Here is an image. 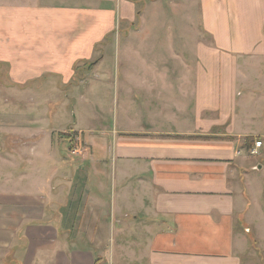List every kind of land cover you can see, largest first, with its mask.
I'll return each instance as SVG.
<instances>
[{
    "label": "crops",
    "instance_id": "0c3cea01",
    "mask_svg": "<svg viewBox=\"0 0 264 264\" xmlns=\"http://www.w3.org/2000/svg\"><path fill=\"white\" fill-rule=\"evenodd\" d=\"M165 1L184 24L197 20L213 43L206 51L224 57L196 61L194 86L184 77L168 93L161 91L160 60L117 61L136 86L121 94L141 101L138 119L95 137L75 123L72 132L84 134L86 148L70 171L51 141L44 143L42 166L20 178L9 193L11 214L0 220V230L9 225L8 241L0 242L9 244L15 264H114L113 255H126L135 239L137 264H264V256H242L240 224L254 217L241 182L256 192L260 179L251 175H264V107L254 105L264 94V0ZM145 3L0 0V14L16 25L6 31L7 46L19 54L4 60L21 80L60 75L66 83L101 37L120 22L144 19L138 6ZM203 68L217 71L211 78ZM256 141L262 146L250 156Z\"/></svg>",
    "mask_w": 264,
    "mask_h": 264
},
{
    "label": "rangeland",
    "instance_id": "374dc122",
    "mask_svg": "<svg viewBox=\"0 0 264 264\" xmlns=\"http://www.w3.org/2000/svg\"><path fill=\"white\" fill-rule=\"evenodd\" d=\"M144 10V19L138 18L132 24L120 22L116 31L101 37L88 57L75 63L73 76L66 83L62 82L60 75L26 81L21 80L24 77L22 73L19 74L21 77L15 76L16 70L4 59H8L11 54L15 58L19 55L11 53L7 46L10 42L6 31L16 25L7 15L0 14V207L3 208L0 220L9 218L11 214L8 210L9 193L20 178L30 172V166H42L39 159L47 150L43 147L47 140L51 141L54 153L64 161L65 170L70 171L73 162L76 164L75 159L86 148L84 134L72 132L75 123L78 127L91 130L95 137L97 132L102 133L116 123L120 126L121 122L126 123L128 119L132 123L138 119L141 101L126 99L121 94V87L137 90L136 86L126 83L123 76L126 75L125 70L129 69L118 67L117 61L160 60L165 65L160 68L163 79L161 91L168 93L172 88L182 86L184 77L192 80L191 86H194L201 71L196 68V61L224 57L218 52L206 51L207 47L213 48V43L210 37L201 32L200 23L195 20L191 24H184L174 14L168 1L146 0L144 6H138L140 14ZM170 27L181 28L183 33L171 35L168 30ZM180 61L192 63V66L184 67ZM202 71H209L208 76L212 78L217 69L203 68ZM263 86L260 84V87ZM262 96L263 93L257 94L254 105L260 102L259 106L264 107ZM167 98L161 99V103H166ZM260 118L263 120V117ZM255 138L252 136L246 140L252 143ZM74 150H77V154L73 153ZM263 150L264 142L262 153ZM256 158L259 157H250L252 160ZM254 176L260 179L256 192L246 187L244 179L240 190L245 206L252 210L248 214L254 216L240 219L244 240L241 254L247 261L264 256V228L260 227L264 222V214L260 217L259 213H264V175H251ZM5 225V232L1 228L0 237L8 241L9 225ZM136 240L130 244V249L123 252L126 255H113L114 264H137L140 261L138 249L141 246ZM3 243L0 242V264H15L9 244L2 246Z\"/></svg>",
    "mask_w": 264,
    "mask_h": 264
},
{
    "label": "built area",
    "instance_id": "2783aa9c",
    "mask_svg": "<svg viewBox=\"0 0 264 264\" xmlns=\"http://www.w3.org/2000/svg\"><path fill=\"white\" fill-rule=\"evenodd\" d=\"M261 146H262V142H261V141H256V142L254 143V147L248 151V154H249L250 156H255V155H257V154H258L257 150L260 149ZM76 151H77V150H74L73 153L77 154Z\"/></svg>",
    "mask_w": 264,
    "mask_h": 264
},
{
    "label": "trees",
    "instance_id": "16d2710c",
    "mask_svg": "<svg viewBox=\"0 0 264 264\" xmlns=\"http://www.w3.org/2000/svg\"><path fill=\"white\" fill-rule=\"evenodd\" d=\"M72 144H73V142H71ZM250 140L248 139V140H246V142H245V145L247 146V147H249L250 146ZM72 147H73V145H72Z\"/></svg>",
    "mask_w": 264,
    "mask_h": 264
}]
</instances>
